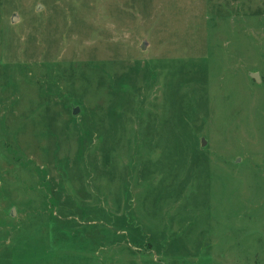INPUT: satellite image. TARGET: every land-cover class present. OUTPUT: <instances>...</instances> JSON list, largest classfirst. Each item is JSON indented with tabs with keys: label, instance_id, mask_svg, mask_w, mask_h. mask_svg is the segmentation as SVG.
Masks as SVG:
<instances>
[{
	"label": "rangeland",
	"instance_id": "rangeland-1",
	"mask_svg": "<svg viewBox=\"0 0 264 264\" xmlns=\"http://www.w3.org/2000/svg\"><path fill=\"white\" fill-rule=\"evenodd\" d=\"M0 264H264V0H0Z\"/></svg>",
	"mask_w": 264,
	"mask_h": 264
},
{
	"label": "water",
	"instance_id": "water-1",
	"mask_svg": "<svg viewBox=\"0 0 264 264\" xmlns=\"http://www.w3.org/2000/svg\"><path fill=\"white\" fill-rule=\"evenodd\" d=\"M15 17H18V16H14L13 18V22L15 21ZM251 76L253 78H255L257 81H260V78H259V74L258 73H254V74H251ZM76 113V110H74V114ZM203 142H205V140H203Z\"/></svg>",
	"mask_w": 264,
	"mask_h": 264
}]
</instances>
